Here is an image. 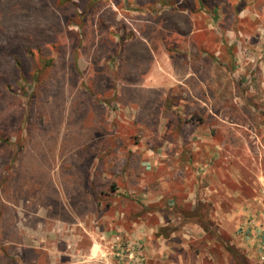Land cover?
<instances>
[{"label":"rangeland","instance_id":"rangeland-1","mask_svg":"<svg viewBox=\"0 0 264 264\" xmlns=\"http://www.w3.org/2000/svg\"><path fill=\"white\" fill-rule=\"evenodd\" d=\"M1 199L59 264L231 245L264 209V0H0Z\"/></svg>","mask_w":264,"mask_h":264},{"label":"crops","instance_id":"crops-1","mask_svg":"<svg viewBox=\"0 0 264 264\" xmlns=\"http://www.w3.org/2000/svg\"><path fill=\"white\" fill-rule=\"evenodd\" d=\"M146 49L150 50L147 47ZM146 74L143 82L148 84L147 87L153 88L160 83L156 77L152 76L151 72H146ZM63 206L67 211H74L73 208L69 209L67 205ZM254 206L256 205L254 204ZM243 213H237L240 217H237L236 220L233 219L237 223L231 232V245L238 249L240 256H242L241 260L236 259L234 255L226 251L218 238L213 239L201 234V229H198L200 234L193 238L205 244L202 246L204 252L202 250L193 252L190 246L183 244V241L181 244H175L173 238H170L168 242L166 238H161L158 240L160 246L152 252L154 253L153 256L175 260L172 264L175 262L177 264H190L183 261L185 252L194 255L196 258L193 259L192 264H202L201 255H204V258L209 256L206 264L209 262L213 264H264V236L261 233V228L264 227V209L260 213L248 212L247 218H242ZM234 216L236 217V214ZM32 217L40 219L38 226L41 227L46 226V222L49 220L48 216L42 217L33 213L25 204L20 205L5 199L0 200V264H59L56 261L59 259L58 255H66L65 250L59 252L54 249L55 242H60L58 236L49 239L53 236H50L48 231L42 228L38 230L37 226L33 227L30 224Z\"/></svg>","mask_w":264,"mask_h":264},{"label":"trees","instance_id":"trees-1","mask_svg":"<svg viewBox=\"0 0 264 264\" xmlns=\"http://www.w3.org/2000/svg\"><path fill=\"white\" fill-rule=\"evenodd\" d=\"M202 229L204 230V228H202ZM221 243H222V241H221ZM223 245L225 246V248L227 247V248H226L227 251H228L230 254L234 255V257H235L236 259H239V260L242 259V256H240V253H239V251H238L237 248H235V247L232 246V245L226 244L225 242L223 243Z\"/></svg>","mask_w":264,"mask_h":264},{"label":"built area","instance_id":"built-area-1","mask_svg":"<svg viewBox=\"0 0 264 264\" xmlns=\"http://www.w3.org/2000/svg\"><path fill=\"white\" fill-rule=\"evenodd\" d=\"M261 233L264 236V227L261 228Z\"/></svg>","mask_w":264,"mask_h":264}]
</instances>
